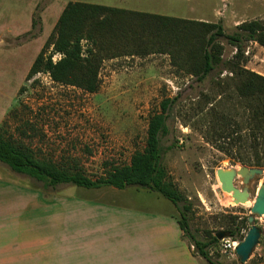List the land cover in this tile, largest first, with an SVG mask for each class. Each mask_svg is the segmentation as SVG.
I'll return each instance as SVG.
<instances>
[{
	"label": "rangeland",
	"instance_id": "1",
	"mask_svg": "<svg viewBox=\"0 0 264 264\" xmlns=\"http://www.w3.org/2000/svg\"><path fill=\"white\" fill-rule=\"evenodd\" d=\"M49 5V0H41L36 7L35 33L43 26V15ZM187 5L188 10L193 9L194 16L182 19L222 22L230 34L242 23L264 22V0H191ZM144 35L147 38L150 33ZM152 42L151 37L147 38L146 47L151 48L155 42L160 44ZM150 51L154 53L106 60L100 72L101 87L95 94L61 86L37 75L26 81L10 115V123L15 128L14 140L28 146L39 157L75 167L96 181L106 174V165L108 169L113 165H128L134 153L145 148L151 116L161 111L160 105L166 98L179 95L168 122L170 133L162 139L164 164L177 189L192 205V213L188 216L189 232L205 241L209 233L223 231L232 217L243 219L252 215L257 193L264 185V174L249 185L251 201L235 204L232 194L222 191L217 171L239 169L241 165L208 144L202 135L201 116H197L200 108L226 113L235 104L234 97L230 95L232 88L229 90L227 86L231 74L221 68L200 82L177 66L170 56L157 53V48ZM235 53L234 48L225 42L224 59H232ZM244 65L264 76V48L249 43ZM20 82L13 81L11 90ZM220 85L226 89H223L224 93ZM4 137L13 138L8 137L7 132ZM1 167L8 171L2 181L4 185H10L13 200L22 197L21 200L28 204L32 201L28 190H39L48 202L49 206L26 210L24 217H51L56 208L52 203L57 199H60L58 205L67 201L99 199L132 202L148 212L172 211V203L161 195L137 187L127 188L125 195L105 197L99 190L72 185L46 190L42 183L16 174L7 166ZM235 186L239 189L245 187L241 177L236 179ZM173 212L179 218L175 206ZM255 224L262 229L261 243L248 262L242 263L235 256L223 254L221 243L211 250L213 260L220 264H264V219H257ZM243 235L247 236L246 233ZM173 255V251L166 255L170 264L175 263Z\"/></svg>",
	"mask_w": 264,
	"mask_h": 264
},
{
	"label": "trees",
	"instance_id": "2",
	"mask_svg": "<svg viewBox=\"0 0 264 264\" xmlns=\"http://www.w3.org/2000/svg\"><path fill=\"white\" fill-rule=\"evenodd\" d=\"M36 24L35 21L34 28ZM147 32L150 33L147 38L151 37L153 42L160 44L152 42L151 48H147L144 35ZM27 36L26 39L30 38ZM225 42L236 51L228 61L224 59ZM249 43L264 48L262 20L242 23L230 34L222 22L154 16L70 2L35 60L27 81L45 72L58 85L95 94L101 87L100 72L106 60L150 55L154 53L150 51L153 48H157L159 54L170 56L177 66L200 82L222 68L231 74L227 86L229 90L232 88L230 95L234 97L235 104L226 113L199 109L197 116H201L203 138L241 166L264 169V76L244 65ZM57 54L62 58L55 63L53 58ZM219 88L222 93L226 91L221 85ZM179 98V95L166 98L160 105L161 111L151 116L145 148L136 151L128 165H113L110 169L106 165V174L96 181L75 167L39 157L28 146L6 139L1 133L0 163L16 174L42 183L46 190L72 185L85 189L113 187L126 190L137 187L157 193L178 209V223L184 238H189L194 247V255L209 264H220L211 255V250L220 244L216 235L224 232L228 238H240L238 241L242 242L246 237L243 234H248L251 229L249 217H232L223 231L209 233L205 241L189 232L188 216L192 213V205L171 179L164 164L162 146V139L170 133V114Z\"/></svg>",
	"mask_w": 264,
	"mask_h": 264
},
{
	"label": "crops",
	"instance_id": "3",
	"mask_svg": "<svg viewBox=\"0 0 264 264\" xmlns=\"http://www.w3.org/2000/svg\"><path fill=\"white\" fill-rule=\"evenodd\" d=\"M40 1L0 0V133L3 137L7 132L8 137L16 138L10 123L11 112L68 3H89L163 17L194 16L193 9H187L191 0H49L43 26L35 33L34 14ZM32 33L30 38H25ZM16 80L21 84L11 90V83ZM1 166L5 165L0 163V264H170L166 255L171 251L174 264H209L194 255V247L184 238L173 204L171 212L155 213L132 202L90 201L82 197L86 200L58 205L60 199H57L52 203L56 208L51 217H24L26 210L42 208L48 202L39 190H28L32 195L28 204L22 197L13 200L10 185L2 181L8 171ZM94 190L101 191L103 197L126 194L113 187Z\"/></svg>",
	"mask_w": 264,
	"mask_h": 264
},
{
	"label": "water",
	"instance_id": "4",
	"mask_svg": "<svg viewBox=\"0 0 264 264\" xmlns=\"http://www.w3.org/2000/svg\"><path fill=\"white\" fill-rule=\"evenodd\" d=\"M263 174V169L249 168L246 166H240L239 169L217 171L218 179L222 185V191L232 194L234 203L237 205L246 204L251 201L249 185ZM240 177L242 178V183L245 185L243 189L235 186L236 179ZM251 213L252 215L249 217L251 229L236 250L237 258L242 263L248 262L255 249L260 245L262 229L256 226L255 221L264 216V185L260 187L257 193V198L255 199ZM216 237L220 242L228 238L224 232H219Z\"/></svg>",
	"mask_w": 264,
	"mask_h": 264
},
{
	"label": "built area",
	"instance_id": "5",
	"mask_svg": "<svg viewBox=\"0 0 264 264\" xmlns=\"http://www.w3.org/2000/svg\"><path fill=\"white\" fill-rule=\"evenodd\" d=\"M56 56H59L58 60H60L62 58V55H60V54L55 55L53 58L55 63L58 61L56 59ZM37 76L43 77L44 79H49L50 81H53L51 78V75L49 73L43 72V73H39ZM263 219H264V216L261 218H258L259 221H262ZM263 230H264V227H263ZM220 243H221V250H222L223 254L232 255V256L237 257L236 250L239 247V245L241 244L240 241L233 240L231 238H227V239L222 240Z\"/></svg>",
	"mask_w": 264,
	"mask_h": 264
}]
</instances>
